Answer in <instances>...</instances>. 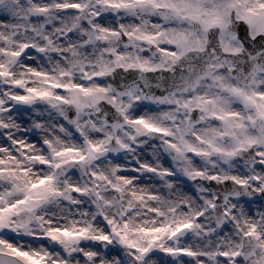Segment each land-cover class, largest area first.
Segmentation results:
<instances>
[{"label":"snow or ice","instance_id":"obj_1","mask_svg":"<svg viewBox=\"0 0 264 264\" xmlns=\"http://www.w3.org/2000/svg\"><path fill=\"white\" fill-rule=\"evenodd\" d=\"M0 264H264V0H0Z\"/></svg>","mask_w":264,"mask_h":264}]
</instances>
